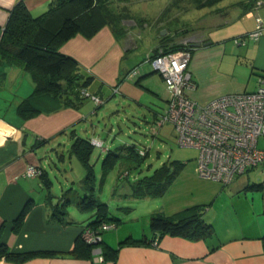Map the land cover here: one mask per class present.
<instances>
[{"label":"crops","instance_id":"0c3cea01","mask_svg":"<svg viewBox=\"0 0 264 264\" xmlns=\"http://www.w3.org/2000/svg\"><path fill=\"white\" fill-rule=\"evenodd\" d=\"M19 1L21 0H0V38L10 11ZM122 1L119 3L120 6L129 9L128 2ZM23 2L30 15L36 18L47 12L56 0H23ZM241 7L240 14L244 15V20L249 21V24L247 29L237 33L241 36L235 39H243L245 44H236L242 48L235 51L234 48L223 43L217 33H214L220 30L223 25L222 19L228 14L222 8L210 9L204 13L197 20L198 27L195 26L196 24L185 27L191 30L197 28V34L202 39L199 47H193L195 42L190 44L191 56L188 64V70L195 84V89L189 93V97L198 104L203 105L228 94L253 92L259 86V78L264 77V30L257 40L247 37L255 30V16H259L264 22V6L255 11H250L247 6ZM141 20L145 19L141 18ZM142 27L147 28V23L144 22ZM126 31L127 29L122 27V35L116 36L110 27H103L90 38L76 35L60 46V53L69 56L77 63L81 75L92 77L85 87L87 92L94 81L99 84L97 91L90 94L102 96L100 88L105 87V78L102 82L99 80L102 79V75H111L113 79L114 76H122V73L125 76L133 68L122 70L120 65V60L136 49L134 38L132 41L134 46L129 45L128 48H124V44L128 45ZM188 36L177 37V40L193 37ZM151 38L150 50L138 64L139 66H136L139 73L134 83L137 82L138 86H144L153 95L161 96L167 101L168 94L164 82L161 76L147 64L146 58L159 47L168 48L171 46L168 43L176 39L175 37L167 39V37L163 45V41L158 42L155 39L154 32ZM230 60L235 67L242 65L249 69L250 75L255 77V85L252 89L248 88L244 77L235 73V67L229 69ZM111 80L108 85L114 87V81ZM33 90L34 83L28 73L20 66L9 65L0 59V246L13 254H32L25 261L7 260L0 255V264H264V244L261 239L264 237V183L249 185L248 177L234 179L230 183L235 188L233 192L251 188L260 195L252 196L251 199L244 197L245 202L236 206V224L232 228L218 232L213 228L212 236L205 240L194 241L170 235L159 237L150 230L147 232L143 228L140 232L137 226H125L118 221L114 223V228L101 232L100 247L104 245L113 249L118 248L114 261H104L99 246L92 248L90 258L72 256L70 251L74 243L80 239L82 230L93 221L96 214L94 208L81 210L82 202L90 197L104 202L100 197L106 182L101 181L99 184L95 178V162L103 156L105 158L110 151L118 150V147L105 144L107 150L92 149L90 165L93 175L89 184H86V169L80 162L83 174L74 163L63 162L65 141L69 146L67 151L70 158L77 159L71 152L70 145L75 138L90 140L87 123L82 124V122H85L88 114L96 112L100 106L91 110L85 104L87 99L79 100L77 96H72L71 103L65 107L24 119L17 113V107L23 99L33 93ZM91 132L95 135L94 130ZM55 157L59 162H55ZM120 161L122 159L118 160ZM32 165L40 168L39 176H25L26 168ZM137 179L122 185L115 183L113 187V196L116 202L122 199V212L125 214L133 213L132 207L125 204L151 197V195L137 197L134 194L133 185ZM203 181L221 185L216 181ZM189 204L181 200H170L162 211L165 216H172L184 210V206ZM26 206L29 210L23 219L19 220ZM55 208L62 211V214H58V219L55 216ZM151 215L150 211L144 214L142 225L147 224ZM203 220L210 224L206 219ZM124 239L144 240L148 245L119 247ZM153 239L158 240L156 247L151 246L150 241Z\"/></svg>","mask_w":264,"mask_h":264},{"label":"rangeland","instance_id":"374dc122","mask_svg":"<svg viewBox=\"0 0 264 264\" xmlns=\"http://www.w3.org/2000/svg\"><path fill=\"white\" fill-rule=\"evenodd\" d=\"M123 1L128 2L131 14L137 20V23L134 20L123 22L125 24L122 27L125 30L127 29L126 32L128 33L126 36L128 45L124 44V48H128L129 45L133 47L134 43L132 41L134 38L136 40V49L130 51L126 57L122 58L120 65L122 70L133 68L125 76L122 73V76H114L112 79L111 75L105 74L102 75V79L99 78L101 82L105 78V87L100 88L102 96L98 94L103 104L100 105L96 112L88 114L87 120L82 122V124L87 123L86 126L90 130L88 134L90 140H98V142L104 143H102L103 147L101 148L89 141L92 148L103 151L107 150L106 146L104 147L105 144H113L117 147L120 145L122 147L124 145H134L138 149H145L146 156L140 162L136 159L131 161L122 158V161H116V163L115 160L109 159L112 164L108 167L106 173L102 171L104 156L98 162H95V178L99 184H101V181L106 182L104 183V192L100 199L104 201L103 203H106L109 217L119 219V224L123 223L125 226H137L140 232L143 228L147 232L151 231L150 218L157 215L165 216L162 210L163 208L165 209V205L170 200H181L186 204L190 203L188 206H184V209L189 207L200 208L203 218L209 221L216 232L232 228L236 224V206L245 202L244 197L251 199L252 196L258 197L260 193L251 188L233 192L235 188L230 184L217 185L203 181L204 179H198L195 173L197 152L192 148L180 147L176 141L174 128L167 122L159 127L155 133L153 131L155 128L153 126L154 120L163 116L168 108L167 101H164L161 96L153 95L144 86L141 87L135 84V78L129 79V75L135 70L136 66H139L138 64L150 50L149 46L152 44L151 34L153 32L155 39L158 42L163 41V45L165 40L171 37H175L177 40V37L186 38L188 35L193 36L184 40L170 41L168 45L183 44V42L184 44L193 42L197 44V40H202L197 34V28L191 30L185 27L189 24H192V26L196 24L195 26L198 27V18L210 9L222 8L228 13L222 19L223 25L220 30H216L214 33L218 34L223 43L234 48V51L242 48L236 46L234 39L241 36V34H237L240 33L239 31L248 28L249 21L244 20V15L240 14L242 12L240 4L242 2L247 3L249 0H216L210 8L206 7V9L189 8L185 12L183 10H173L169 13L170 15L168 14L169 17L162 21L163 23L160 21L166 14L160 20L158 18L163 11L166 12V8H169L170 0ZM236 11L238 13H235ZM241 20H244V22ZM144 22L147 23V28L144 27L145 29L142 27ZM159 49L161 48L159 47ZM147 64L149 63L147 62ZM233 67L235 65L230 60L229 69ZM235 69V73L244 77L248 88L252 89L255 85V77L250 75L249 69L242 67V65L236 66ZM110 80L111 82L114 81V87L108 85ZM98 87L99 84L94 81L88 88V93L97 91ZM120 87L122 88L120 89ZM85 104L91 110L97 106L90 98L87 99ZM91 130H94L95 135L92 134ZM81 132L84 133V131ZM65 147L66 150L64 149L63 154L65 160L63 162L67 164L74 163L81 174H83L84 171L79 161L75 157L70 158L67 151L69 146L66 145V141ZM123 154L127 156V153ZM54 160L59 162L57 157ZM175 162L180 163L182 167L174 176L171 175L168 180L163 178L160 181L159 186L163 188L161 193L151 195L147 200L137 199L136 202L125 204L132 207L131 211L133 213L125 214L122 212V199L116 202L113 196L114 192L112 190L115 183L122 185V183L127 181L132 182L135 178L152 175L156 169L163 166L172 169ZM169 174H172V171ZM247 177L250 181L249 185L264 183V168L258 166L235 179H246ZM123 203H128V201H123ZM147 211H150L152 215L144 226V224L142 225V217Z\"/></svg>","mask_w":264,"mask_h":264},{"label":"trees","instance_id":"16d2710c","mask_svg":"<svg viewBox=\"0 0 264 264\" xmlns=\"http://www.w3.org/2000/svg\"><path fill=\"white\" fill-rule=\"evenodd\" d=\"M121 1L56 0L47 12L36 18L30 15L23 0L14 5L0 38V59L9 65L20 66L30 75L34 83L33 93L28 98L23 99L17 107V113L22 118L29 119L40 113L54 112L70 104L72 96H77L79 100L86 99L83 97L82 91H86L85 87L92 80V77L81 75L77 63L69 56L60 53L59 48L64 42L76 35L90 38L103 27H110L116 36H121L123 22L134 20L137 23L131 11L124 6H120ZM215 1L170 0L169 8H166V12L163 11L158 20L165 14L160 22L166 20L173 10H183L185 12L189 8H210ZM255 2L249 0L247 3L242 2L240 6H247L252 11ZM186 46L190 47V44H184L183 42V44H173L168 48L161 49L170 51L186 48ZM153 54L146 58V62ZM136 84L138 83L136 82ZM89 141L75 138L71 145V152L86 169V184H89L93 175L90 165L93 148ZM117 149L105 155L102 164L104 173L112 164L109 159H113L115 162L122 158L131 161L136 159L140 162L146 156H140L138 153L139 150L145 149H138L134 145H124L123 147L121 145ZM120 150L121 152H119ZM123 153H127V156ZM173 165L172 169L163 166L156 169L152 175L138 178L133 185L134 194L137 197H144L161 193L163 188L159 186L160 181L163 178L168 180L171 175L174 176L182 167L180 163L176 162ZM171 171L172 174H169ZM92 208L95 209L96 214L93 221L86 227L95 229L102 222L118 223L119 220L109 217L107 205L96 198L90 197L81 204V210H91ZM28 210L29 207L26 206L22 210L19 220L23 219ZM58 214H62V211L55 208L56 219H58ZM150 229L153 233H157L159 237L170 235L194 241L205 240L214 233L213 227L203 220L201 209L198 207L186 208L172 216H152L150 218ZM261 239L262 244H264V237ZM101 245L102 240L98 243L99 247ZM124 245H148V243L144 240L124 239L120 242L119 247ZM92 248L94 246L84 242L80 237L74 243L70 254L74 257L90 258ZM100 248L104 261H114L116 259L118 248L113 249L104 245ZM0 255L7 260L14 261H25L32 256V254H13L8 250H4L1 246Z\"/></svg>","mask_w":264,"mask_h":264},{"label":"built area","instance_id":"2783aa9c","mask_svg":"<svg viewBox=\"0 0 264 264\" xmlns=\"http://www.w3.org/2000/svg\"><path fill=\"white\" fill-rule=\"evenodd\" d=\"M261 6L264 0H257L254 11ZM255 24V30L247 35L251 40L259 39L264 30L259 16H255ZM235 44L244 45L245 40L235 39ZM190 56L191 49L186 46L170 51L158 49L147 59L153 71L161 76L168 94V108L163 116L154 120V133L165 122L169 123L176 133L177 144L197 152L195 173L200 179L227 185L249 170L258 166L264 168V77L259 78V86L253 92L228 94L198 104L189 97L195 89L188 70ZM138 73L135 69L129 79H134ZM82 95L97 106L103 104L98 95L87 91H82ZM90 143L103 147V142L98 140H90ZM138 153L145 156V150ZM24 174L37 177L41 170L32 165ZM114 227L111 222H102L95 229L86 227L81 239L96 248L102 240L101 232ZM157 244V239L151 242L152 247Z\"/></svg>","mask_w":264,"mask_h":264},{"label":"water","instance_id":"95a60500","mask_svg":"<svg viewBox=\"0 0 264 264\" xmlns=\"http://www.w3.org/2000/svg\"><path fill=\"white\" fill-rule=\"evenodd\" d=\"M208 44V43H207ZM201 44L197 43V44H194L193 47H199ZM206 45V44H205Z\"/></svg>","mask_w":264,"mask_h":264},{"label":"flooded vegetation","instance_id":"af4514ba","mask_svg":"<svg viewBox=\"0 0 264 264\" xmlns=\"http://www.w3.org/2000/svg\"><path fill=\"white\" fill-rule=\"evenodd\" d=\"M198 42H199V44H200V42H202V40H197Z\"/></svg>","mask_w":264,"mask_h":264}]
</instances>
